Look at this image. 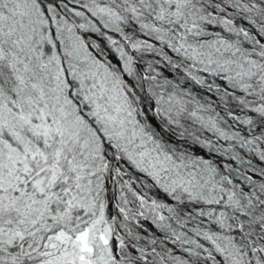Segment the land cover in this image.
<instances>
[{
  "label": "trees",
  "instance_id": "1",
  "mask_svg": "<svg viewBox=\"0 0 264 264\" xmlns=\"http://www.w3.org/2000/svg\"><path fill=\"white\" fill-rule=\"evenodd\" d=\"M35 1L47 15L50 6L63 11L71 4ZM95 2L116 11L120 30L77 27L89 55L125 89L152 141L175 158L206 162L232 200L218 205L173 196L99 131L97 200L112 230V264H233L223 251L229 238L249 264H264V0ZM109 38L126 48L132 74ZM19 44L9 26H0V112L18 121L0 123V185L7 144L23 155L31 141L49 160L57 147L53 137L32 130L23 110L25 84L35 80L27 75ZM227 49L243 76L227 63L209 64L210 56ZM8 100L22 106L12 108ZM41 160L28 157L26 164L35 173ZM17 166L22 173L20 160ZM214 209L220 217L212 215ZM6 223L25 224L16 210L0 208V225ZM0 264L34 263L0 258Z\"/></svg>",
  "mask_w": 264,
  "mask_h": 264
},
{
  "label": "rangeland",
  "instance_id": "2",
  "mask_svg": "<svg viewBox=\"0 0 264 264\" xmlns=\"http://www.w3.org/2000/svg\"><path fill=\"white\" fill-rule=\"evenodd\" d=\"M67 1L71 4L65 3L63 11L50 6L47 15L35 0H0V26H9L19 36L28 63L25 70L35 80L34 85L25 84L27 97L21 106L25 115L29 113L34 132L57 140L50 160L31 141L23 155L10 144L2 153L6 161L0 208L16 210L25 223L0 225V258L4 261L112 264V230L97 200L96 174L102 162L99 131L173 196L208 204L232 203L206 162L175 158L152 141L138 123L125 89L106 66L89 55L77 27L101 33L103 26L119 31L116 11L97 5L96 0ZM109 42L132 74L126 48L111 38ZM216 61L232 65L234 74L243 76L230 50L208 59L210 65ZM28 96H34L32 103ZM8 103L15 109L21 107L17 101ZM0 119L2 124L18 123L8 112H0ZM214 126L223 137H231ZM28 157H42L35 173L26 164ZM64 158L67 168L61 165ZM216 210L212 215L220 217ZM228 241L223 251L230 262L249 264L242 250Z\"/></svg>",
  "mask_w": 264,
  "mask_h": 264
}]
</instances>
